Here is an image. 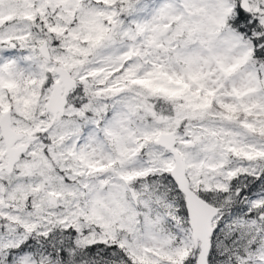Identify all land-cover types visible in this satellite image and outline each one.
<instances>
[{"label":"snow or ice","instance_id":"6c2138e0","mask_svg":"<svg viewBox=\"0 0 264 264\" xmlns=\"http://www.w3.org/2000/svg\"><path fill=\"white\" fill-rule=\"evenodd\" d=\"M0 264H264V0H0Z\"/></svg>","mask_w":264,"mask_h":264}]
</instances>
